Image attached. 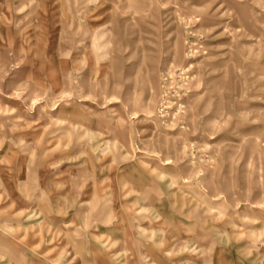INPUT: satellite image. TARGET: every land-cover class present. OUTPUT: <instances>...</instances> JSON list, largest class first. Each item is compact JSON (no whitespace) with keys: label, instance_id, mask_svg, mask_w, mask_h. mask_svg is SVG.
<instances>
[{"label":"rangeland","instance_id":"1","mask_svg":"<svg viewBox=\"0 0 264 264\" xmlns=\"http://www.w3.org/2000/svg\"><path fill=\"white\" fill-rule=\"evenodd\" d=\"M0 264H264V0H0Z\"/></svg>","mask_w":264,"mask_h":264}]
</instances>
